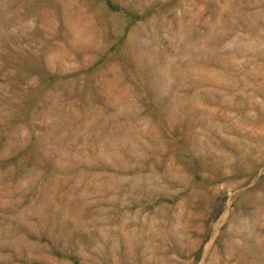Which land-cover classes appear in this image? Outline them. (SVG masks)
Masks as SVG:
<instances>
[{"label": "rangeland", "instance_id": "obj_1", "mask_svg": "<svg viewBox=\"0 0 264 264\" xmlns=\"http://www.w3.org/2000/svg\"><path fill=\"white\" fill-rule=\"evenodd\" d=\"M0 264H264V0H0Z\"/></svg>", "mask_w": 264, "mask_h": 264}]
</instances>
